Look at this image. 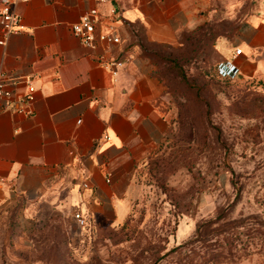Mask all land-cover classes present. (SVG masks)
Instances as JSON below:
<instances>
[{
  "label": "rangeland",
  "instance_id": "rangeland-1",
  "mask_svg": "<svg viewBox=\"0 0 264 264\" xmlns=\"http://www.w3.org/2000/svg\"><path fill=\"white\" fill-rule=\"evenodd\" d=\"M260 2L224 0L176 47L147 49L168 130L137 169L123 220L76 227L68 183L47 173L37 194L0 200V264H188L197 226L215 220L223 264H264V70L232 80L215 72Z\"/></svg>",
  "mask_w": 264,
  "mask_h": 264
},
{
  "label": "crops",
  "instance_id": "crops-1",
  "mask_svg": "<svg viewBox=\"0 0 264 264\" xmlns=\"http://www.w3.org/2000/svg\"><path fill=\"white\" fill-rule=\"evenodd\" d=\"M223 1H16L19 32L0 46V73L11 82L31 79L35 92L26 106L30 114L17 113L18 103L0 112V200L14 191L37 194L47 173L60 174L74 213L98 223L121 222L131 206L137 169L168 130L165 88L144 51L176 47L183 32L201 26ZM260 1L258 13L233 38L241 55L233 58L232 49L221 48L239 69V79L264 70ZM91 9L99 14L96 34L112 31L121 45L106 49L97 43L90 49L72 34L71 27ZM123 56L130 63L116 77L101 67L102 61ZM10 88L16 95L23 92Z\"/></svg>",
  "mask_w": 264,
  "mask_h": 264
},
{
  "label": "built area",
  "instance_id": "built-area-1",
  "mask_svg": "<svg viewBox=\"0 0 264 264\" xmlns=\"http://www.w3.org/2000/svg\"><path fill=\"white\" fill-rule=\"evenodd\" d=\"M16 1L26 2L27 0H0V32L2 38L0 39V46L5 44V39L9 36L19 32V17L13 9ZM98 4H108L111 0H95ZM99 23V14L96 9H91L86 12L77 23L71 27L72 34L79 40V42L86 48L93 49L97 43L104 45L106 49L121 45V39L112 31L96 34V27ZM241 55V49L235 48L234 57ZM130 63V58L123 56L122 58L110 57L101 62V67L107 70L113 77L122 71L127 64ZM216 74L223 79L232 80L238 77L239 69L232 61L222 62L216 66ZM22 87L21 95H16L14 90L10 88ZM35 88L31 79L23 78L22 80H15L11 82L4 74L0 73V112L9 110L13 105L18 103L21 108H17L16 112L19 114H30L26 111V106L31 104L34 100ZM0 179V189L2 185ZM83 189H88L87 184H82ZM73 220L76 227L83 228L86 226V220L79 213L73 214Z\"/></svg>",
  "mask_w": 264,
  "mask_h": 264
},
{
  "label": "trees",
  "instance_id": "trees-1",
  "mask_svg": "<svg viewBox=\"0 0 264 264\" xmlns=\"http://www.w3.org/2000/svg\"><path fill=\"white\" fill-rule=\"evenodd\" d=\"M144 53L149 57L150 63L153 64L151 60L152 54L146 52V50L144 51ZM169 63H171L173 67H175L176 65L175 61L173 60ZM216 223L217 220H215V222L212 224H202L197 226L196 233L198 238L196 244L189 243L190 245L188 246L191 247L188 253L190 256L188 264H223V261L225 259L223 258L222 253H220L221 246L218 243V236L220 233L216 228L211 229V227ZM229 246H231V244ZM194 248L200 250L199 253L195 254L196 251L194 250Z\"/></svg>",
  "mask_w": 264,
  "mask_h": 264
}]
</instances>
